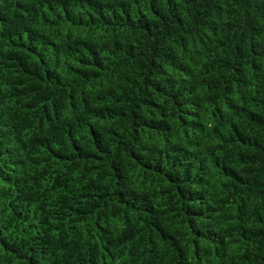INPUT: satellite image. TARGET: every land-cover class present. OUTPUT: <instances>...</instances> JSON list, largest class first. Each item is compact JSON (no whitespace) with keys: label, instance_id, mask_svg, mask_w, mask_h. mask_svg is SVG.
<instances>
[{"label":"trees","instance_id":"1","mask_svg":"<svg viewBox=\"0 0 264 264\" xmlns=\"http://www.w3.org/2000/svg\"><path fill=\"white\" fill-rule=\"evenodd\" d=\"M0 264H264V0H0Z\"/></svg>","mask_w":264,"mask_h":264}]
</instances>
